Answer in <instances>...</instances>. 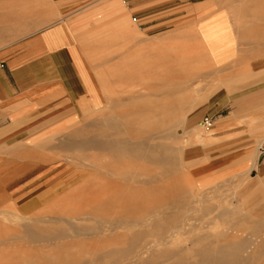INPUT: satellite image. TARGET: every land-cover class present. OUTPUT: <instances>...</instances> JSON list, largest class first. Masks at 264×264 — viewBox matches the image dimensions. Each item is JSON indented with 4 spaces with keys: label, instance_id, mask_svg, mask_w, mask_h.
I'll list each match as a JSON object with an SVG mask.
<instances>
[{
    "label": "rangeland",
    "instance_id": "obj_1",
    "mask_svg": "<svg viewBox=\"0 0 264 264\" xmlns=\"http://www.w3.org/2000/svg\"><path fill=\"white\" fill-rule=\"evenodd\" d=\"M174 1L176 18L156 34L121 0L119 20L80 30L105 98L49 139L62 146L46 152L55 179L19 197L0 181V264H264V179L199 172L217 94L264 67V0ZM52 7L0 0V45L51 23Z\"/></svg>",
    "mask_w": 264,
    "mask_h": 264
},
{
    "label": "crops",
    "instance_id": "obj_2",
    "mask_svg": "<svg viewBox=\"0 0 264 264\" xmlns=\"http://www.w3.org/2000/svg\"><path fill=\"white\" fill-rule=\"evenodd\" d=\"M195 1L200 2H187ZM116 2L51 0L52 11L46 16L51 23L0 45V181L6 182L3 189L9 196L34 193L56 178L60 167L47 163L46 152L62 146H48L49 139L76 124L88 106L105 98L99 94L94 66L86 60L78 37L82 27L92 26L97 16L119 20L113 11L118 6L111 7ZM173 2L121 0L119 5L132 9L131 15L143 20L139 28L151 35L176 18L170 12ZM98 6L109 8L97 15ZM26 20L23 27L31 28ZM219 34L206 29L207 36ZM235 76L246 77L236 90L224 89L216 96V141L201 146L199 172L226 176L250 171L264 179V155L258 144L264 137V67ZM255 115L260 120L254 128L251 118Z\"/></svg>",
    "mask_w": 264,
    "mask_h": 264
},
{
    "label": "bare ground",
    "instance_id": "obj_3",
    "mask_svg": "<svg viewBox=\"0 0 264 264\" xmlns=\"http://www.w3.org/2000/svg\"><path fill=\"white\" fill-rule=\"evenodd\" d=\"M170 98H171V97H170ZM174 99H175V98H174ZM169 100H170V99H169ZM172 101H173V100H172ZM160 106H161L160 103L156 104L154 107H152L153 110H151V111L157 110L158 107H160ZM143 108H144V106H143ZM175 108H176V107H175ZM148 110H149V109H148ZM119 112H120V111H119ZM144 114H145V113H143V112L140 113V115H139L140 117H139V118H140L141 120H142L143 116H145ZM135 115H136V114H134V115H131V114L127 115L126 119L124 118L125 122H126V123H129V125L132 124V123H134V122H137L136 119H139V118L137 117L138 115H137V116H135ZM146 115H147V114H146ZM119 121H120V120H119ZM138 121H139V120H138ZM164 122H166V121H164ZM179 122H180V121H179ZM200 124H201V126H202L203 128H204V127H205V128L208 127L207 125L202 124L201 121H200ZM165 125H166V124H165ZM168 125H169V124H168ZM175 125H176V124H175ZM177 125H178V123H177ZM179 125H180V124H179ZM181 126H182V125H181ZM182 127H183V126H182ZM117 130H118V129H117ZM111 131H112V130H111ZM151 131H152V130H151ZM151 131H150V132H151ZM154 131H155V130H153V132H154ZM194 131H195V130H194ZM118 132H119V131H118ZM144 133H145V132H144ZM195 134H196V133H195ZM196 138H197V137H196ZM199 139H200V138H199ZM198 141H199V140H198ZM114 142H115V141H114ZM164 145H165V144H164ZM171 145H172V144H171ZM165 146H166V145H165ZM166 147H167V146H166ZM117 148H118V147H117ZM170 148H171V147H170ZM169 150H170V149H169ZM138 151H139V150H138ZM171 151H172V150H171ZM143 153H144V152H143ZM158 154H159V153H158ZM165 155H166V154H165ZM171 155H172V154H171ZM163 156H164V155H163ZM163 156H162V157H163ZM150 157H151V156H150ZM163 158H164V157H163ZM167 161H168V160H167ZM171 161H172V160H171ZM168 162H169V161H168ZM172 164H173V163H172ZM161 243H162V242H161Z\"/></svg>",
    "mask_w": 264,
    "mask_h": 264
},
{
    "label": "built area",
    "instance_id": "obj_4",
    "mask_svg": "<svg viewBox=\"0 0 264 264\" xmlns=\"http://www.w3.org/2000/svg\"><path fill=\"white\" fill-rule=\"evenodd\" d=\"M201 123H202V124H205V125H207V126H210V125L212 124V120H211L210 117L205 116V117H203V119L201 120Z\"/></svg>",
    "mask_w": 264,
    "mask_h": 264
}]
</instances>
